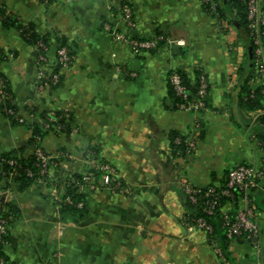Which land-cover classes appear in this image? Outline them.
Wrapping results in <instances>:
<instances>
[{
	"label": "crops",
	"instance_id": "crops-1",
	"mask_svg": "<svg viewBox=\"0 0 264 264\" xmlns=\"http://www.w3.org/2000/svg\"><path fill=\"white\" fill-rule=\"evenodd\" d=\"M0 2L32 22L38 34L51 35L47 61L40 66L34 47L0 22V47L15 51L0 64V73L9 81L20 115L41 127V112L72 113L68 132L49 129L40 141L41 149L58 159L49 163L46 178L22 191L12 185L0 194L17 211L3 246L11 262L264 264V177L250 197L258 248L247 240L229 239L224 256L216 238L209 240L202 230L188 228L183 218V179L204 188L222 183L235 164L257 170L264 162V108L229 106L232 88L227 85L236 78L244 52L233 26L219 23L201 0ZM124 2L132 7V27L119 17ZM105 23L125 36L148 39L160 32L165 40L155 50L135 53L126 43L113 41L103 29ZM54 34L66 39L73 58L61 68L59 85L42 94L36 79L39 70L49 72L56 60ZM259 57L258 64L264 66V42ZM197 68L209 81L208 107L176 108L168 94V72L179 70L193 81ZM249 83L262 82L252 77ZM171 133L196 135L192 151H173ZM30 134L0 110V153L22 148L28 156L33 152L27 145ZM90 153L114 167L122 190L85 189L84 213L71 214L59 197L69 174L88 171ZM237 207L224 204L228 211Z\"/></svg>",
	"mask_w": 264,
	"mask_h": 264
},
{
	"label": "trees",
	"instance_id": "trees-1",
	"mask_svg": "<svg viewBox=\"0 0 264 264\" xmlns=\"http://www.w3.org/2000/svg\"><path fill=\"white\" fill-rule=\"evenodd\" d=\"M51 1L52 0H47L46 3ZM212 1L214 3L213 6H211L209 3L202 2L203 9L205 11L212 12L219 23L225 21L227 24L233 26L236 30L237 38L241 42L244 50L242 62L239 64L236 70L237 76L234 80L232 79V90L227 93L229 98V106H232V104L235 103L236 105L247 110L264 108V84L261 83L257 86H251L249 83L253 77V71L257 68L260 57L255 52L257 44L254 42V38L250 34L251 30L248 26L247 0ZM261 4L264 7V2ZM0 22L4 28H13L18 31L21 37L34 47L36 56L45 55L46 57V50L49 48V41L51 39L50 34H38L35 30V25L32 22L22 20L16 13L8 10L1 2ZM262 29H264V25L260 26V30ZM53 37L58 45V48L65 47L67 48L68 53L73 55L72 50L68 46V43L63 36L54 34ZM152 37H157V46L152 49H148L149 51L155 50L165 40V36L160 32L155 33ZM259 40L261 45L264 42L263 34H260ZM9 53L12 54V57L15 56V51L13 49H4L0 47V64L9 58ZM60 69L61 63L55 60L51 70L49 72H43V76L37 82V85L40 83H46L49 85V90H54L62 79ZM177 71L180 73L182 82L186 86L187 90L194 91L197 86V78L201 69L197 68L195 70L193 81H190L181 71ZM55 73H57L56 79L52 77V75ZM167 86L169 96L174 100L175 107L179 108L178 105L181 102V99L175 94L169 83H167ZM208 89L210 90V85H208ZM208 105L209 100L207 98L206 107H208ZM0 110L3 115H5L13 124H23L29 128L31 132L27 141V145L33 148V152L31 154L24 156L22 153V148L0 153V191L12 188V185H14V188L17 191H22L33 182L42 178H46L47 176V172L44 167V161L37 151H40L43 156H47L50 162L58 161L57 158L51 157L41 149L40 141L45 135L46 131L49 129L68 132L72 123V113L68 110L41 112L40 116L43 120V125L41 127L27 122V120H25L19 113V105L13 97L9 81L1 73ZM34 111V107L29 108V112L33 113ZM233 117L235 116L233 115ZM260 122L264 124V114L260 116ZM200 136L202 135L200 134ZM177 137L180 138L179 142H175V138ZM261 137L264 138V134H262ZM185 138H187V136H180L174 133L170 134V142L173 151H179L180 153L186 152L187 146L185 144ZM90 154V159L94 163H105V161L99 156H94L93 153ZM228 171L229 170L226 171L224 180L219 185H223V183L226 181V175ZM88 174L97 178L100 172L97 169L88 168ZM257 181L258 183L260 182V180ZM1 182H4V184L2 185ZM82 184H84L83 174L79 173L69 174L64 181V192L59 197V200L62 208L71 214L82 215L85 211L84 195L82 192L78 191V186ZM211 186L212 185H209L207 187ZM255 188L256 187L250 188L248 190V197L252 196V190ZM233 194V201L235 204H237V199L244 194V191L236 189L234 190ZM226 200V198L220 199V201L223 203H225ZM78 203H81V206H79ZM185 204L187 209L191 210L194 215L204 216V213L198 206H195L190 202H185ZM234 211L230 212L231 215L234 214ZM16 213L17 211L15 210L14 206H12L11 202L6 200L3 195H0V219L5 221V225L9 226L12 223L13 219L16 217ZM206 217L213 225V237H208V239L212 240L213 238H216L225 256L224 248H226V244L229 239L225 237L221 229L220 224L222 221V214L217 213L216 216ZM1 240L3 243L0 242V256L6 263L14 264L6 257L3 252V244L8 240V230L1 234Z\"/></svg>",
	"mask_w": 264,
	"mask_h": 264
},
{
	"label": "built area",
	"instance_id": "built-area-1",
	"mask_svg": "<svg viewBox=\"0 0 264 264\" xmlns=\"http://www.w3.org/2000/svg\"><path fill=\"white\" fill-rule=\"evenodd\" d=\"M42 2L46 3L47 0ZM202 2L209 3L211 6L214 5L212 0H201ZM264 0H247V19L248 26L250 28V34L254 38V42L257 44L255 49L256 54H260V34L264 35V29L260 30V26L264 25V7L262 6ZM119 17L122 23L127 27L133 26V13L132 7L129 3L124 2L119 8ZM103 29L107 31L112 40L115 42L126 43L135 53H140L143 50L152 49L157 46V37H151L148 39H137L133 36H125L122 32L116 30V28L105 23ZM179 43V42H178ZM47 49V48H46ZM48 50V49H47ZM46 50V53H47ZM12 57V54H8ZM73 58V55L69 54L67 48L57 47L56 50V61L61 63V68L68 65ZM37 64L42 66L47 61L45 55L36 56ZM61 70V69H60ZM42 70H39L36 81L38 82L43 76ZM130 75H135V73L130 72ZM264 66L258 64L255 72L253 73L254 79H260L264 84ZM54 79L57 78V73L53 74ZM36 82V83H37ZM167 83L171 85L175 94L181 99L179 103V108L185 110L201 111L206 109L207 98L209 94V81L207 75L203 70L200 71L197 78V86L194 91L187 90L186 86L183 84L180 73L177 70H171L167 74ZM48 84L40 83L37 85L39 93H44L48 89ZM232 79H230L227 88L231 89ZM180 138H175V142H179ZM197 142L196 135H190L185 138V144L187 146L186 152H191ZM37 153L41 156L44 161V167L47 172L49 167V158L43 156L40 151ZM89 168L97 169L100 174L96 178L93 175H89L88 171L83 174L84 184L78 186V191H83L85 189H99L101 187H106L111 190H122L120 180L117 177L114 167L108 162L105 163H94L89 161ZM264 176V162L259 169H255L248 164H235L233 165L227 175L226 181L223 185H212L211 187H196L188 182V180L183 179L181 181L182 196L185 202H190L195 206H198L203 215H194L191 210L187 209L184 215V222L188 228L199 229L205 232L207 237H213V225L208 221L206 216H216L217 213L222 214L221 229L223 234L228 239L235 240H247L252 244L253 247H259V229L255 217V208L251 204L250 198L248 197V190L250 188L258 187L259 179ZM44 179V178H42ZM242 190L244 194L240 196L237 200L238 207L231 215V211L224 209V204L226 202H232L234 198V190ZM3 191H0V194ZM221 198H226L225 203L221 202ZM230 200V201H229ZM81 206V203H78ZM8 230V225H5V221L0 219V242L1 234ZM5 244V242H4ZM3 244V246H4ZM218 252L221 253L220 249ZM0 264H11L6 263L0 256Z\"/></svg>",
	"mask_w": 264,
	"mask_h": 264
},
{
	"label": "rangeland",
	"instance_id": "rangeland-1",
	"mask_svg": "<svg viewBox=\"0 0 264 264\" xmlns=\"http://www.w3.org/2000/svg\"><path fill=\"white\" fill-rule=\"evenodd\" d=\"M43 94V93H42ZM264 177V176H263ZM262 179V178H261ZM261 179H259V180H261ZM257 188V187H256ZM250 198V197H249ZM250 201H251V199H250Z\"/></svg>",
	"mask_w": 264,
	"mask_h": 264
}]
</instances>
